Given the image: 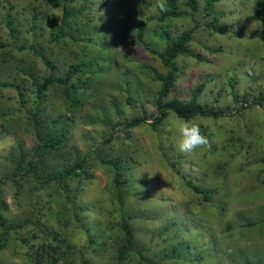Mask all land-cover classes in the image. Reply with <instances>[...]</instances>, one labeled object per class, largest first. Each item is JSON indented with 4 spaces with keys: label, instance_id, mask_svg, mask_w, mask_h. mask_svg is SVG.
<instances>
[{
    "label": "rangeland",
    "instance_id": "374dc122",
    "mask_svg": "<svg viewBox=\"0 0 264 264\" xmlns=\"http://www.w3.org/2000/svg\"><path fill=\"white\" fill-rule=\"evenodd\" d=\"M6 1L13 4L14 14L23 23L32 18L31 12L35 13L37 40L56 66L53 76L65 75L68 64L73 61L83 62L80 71L70 74L62 85L49 84L40 98L49 116L64 111L63 103L71 110L64 124L49 126L54 132L62 125L67 127L63 142L49 157L51 169L73 164L75 151L80 157L84 156L86 164L74 168L78 176H74L72 182L80 180L76 198L87 207L83 213L88 224L109 226L103 242L91 243L87 242L89 234L83 230L67 229L74 256L82 254L92 264H112L110 255L120 239L118 227L112 226L113 215L108 214L111 207L108 201L113 195L112 170L98 161L95 153L99 152L103 157L118 161L126 157V162L132 160L131 168L125 171L127 185L131 189L137 187L139 192L137 201L133 202V196L130 199L132 205L140 209L136 212L144 214L133 223L134 244L152 264H242L244 261L264 264V107L249 103L240 107L241 94L261 88L262 44L257 37L258 25L249 12L251 0L215 3L219 21L231 25L240 34L210 33L204 29L193 32L189 46L204 55V62L177 56L180 69L167 96L168 99H188L191 88L201 83L197 100L214 103L227 115L220 118L194 116L185 121L169 112L155 127L150 126L154 108L148 93L155 86L144 64L159 71L164 68L155 54L136 43L134 23L143 21L152 34L158 26L176 33L191 26L189 18L167 19L162 24L146 20V16L156 10L155 0H135L127 3L123 22L112 8L118 15V23L114 38L107 39L108 47L106 41L98 40L107 32L102 26L90 32L89 50L73 46V42L66 39L48 40V31L59 22L60 16V7L51 0H0V13ZM84 21L79 15L71 19L73 35L85 28ZM150 38L149 47L156 54L164 51L165 44L163 42V47L159 44L156 33ZM201 43L218 47L220 51L206 52ZM100 44L103 51L98 53L93 48H99ZM13 53L15 58L0 66L1 81L7 80L1 75L7 65L20 71L34 68L40 78L48 74L49 68L29 51ZM136 79L141 83L138 93L145 119L129 131L121 126L112 127L117 116L132 114L128 105L134 106L138 100L134 91ZM232 91L237 93L239 102H233ZM22 92L26 103L20 106L14 89L0 86L1 170L10 165L15 138L23 141L28 152L37 145L25 117L26 110L37 99V86L29 82ZM65 93L71 96L73 105L66 101ZM126 96L134 99L127 106L124 104ZM44 130L52 134L47 128ZM127 152L129 155L125 156ZM186 180L210 190L209 199L203 200L190 191ZM31 184L29 180H22L16 198L8 191L6 201L11 215L23 216L26 212L33 191ZM53 188L55 186L44 189L38 197L48 199ZM92 243L94 245H89ZM97 245L102 249L92 251ZM22 249L23 246L10 240L0 255L8 262L21 263L16 251ZM123 264L139 262L129 258Z\"/></svg>",
    "mask_w": 264,
    "mask_h": 264
},
{
    "label": "trees",
    "instance_id": "16d2710c",
    "mask_svg": "<svg viewBox=\"0 0 264 264\" xmlns=\"http://www.w3.org/2000/svg\"><path fill=\"white\" fill-rule=\"evenodd\" d=\"M55 5L60 7L59 22L48 31V40L58 42L60 39L73 42V46L90 50L89 39L90 32L104 26L107 32L98 40L101 43L106 41L108 47V38H114L115 26L117 25L118 15L122 22L124 15L127 14L125 9L127 3L135 0H51ZM219 0H155L156 10L153 14L146 16V20H155L162 24L164 20L187 17L191 21V26L173 33L169 29L158 26L159 29L154 30L159 44L164 51L156 54L155 50L149 47V40L154 36L150 30H146L143 21L134 23L136 30V43L141 44L150 53L155 54L160 61V66L164 69L159 71L155 67L144 64V67L149 73V78L155 88L148 91L150 94V102L154 108V114L151 127L158 126L169 112L182 120H189L194 116L220 118L227 115L223 108L218 107L214 103L208 104L197 100V95L200 93L201 83L191 88L190 97L188 99L170 98L167 96L173 88L180 66L177 65L176 59L179 55L191 57L196 61L204 62V55L193 50L189 46L191 36L198 32L199 29H204L210 33H222L230 31L239 35L230 25H226L219 21V15L215 12V3ZM69 3V4H68ZM112 8L115 9L112 10ZM251 17L258 25L257 37L262 44L261 54V88L255 92L247 91L240 95L242 103L240 107L244 108L246 103L255 106L264 107V0H251L249 6ZM32 13V18L25 20L23 23L14 14L13 4L9 1L5 2L4 11L0 13V66L6 61L15 58L14 51L27 50L33 57L35 56L42 65L49 68V72L43 78L34 68H23L21 71L17 68H12L10 65L5 66L1 75L7 77V80H0V86L12 88L17 93V101L20 106L26 103L25 96L22 90L26 89L29 82L31 85L37 86L38 94L35 103L26 110V121L28 124L29 133L36 139L37 145L33 151L28 152L23 141L17 137L14 144V155L10 158V165L4 170L0 168V252L4 249L10 240L17 242L19 246H23L22 250L16 251V256L20 257L19 262H8L0 255V264H92L83 258L82 254L74 256L75 250L66 233L67 229H81L88 233L87 242L92 241L103 242L105 237V229L109 226H100L96 223L88 224L85 221L86 214L83 213L87 207L80 203L76 198L79 179L72 182L74 176H78L75 167L82 168V164H86V158L80 157L78 152L72 155L73 164L63 165L58 169H51L49 157L63 142L66 136V126H60L55 132L50 125L56 123H65V119H69L66 115L71 110L65 103L64 111L57 112L53 116H49L44 110V105L40 102L41 93L49 84L62 85L74 71H80L83 62L73 61L68 64L66 74L62 76H53L56 66L53 61L44 54L42 44L37 40L38 31L35 24V13ZM79 15L85 18L82 25L84 29L79 30L76 35L70 31L71 19ZM115 21V25H114ZM114 25V26H113ZM119 26V25H118ZM123 29L125 26L120 24ZM103 29V28H102ZM133 29L130 28L129 30ZM5 37V38H4ZM98 41V43H99ZM201 48L209 53H217L220 51L218 47H211L201 43ZM103 45L99 48H93L98 53H101ZM74 53V51H72ZM107 53L109 54L108 50ZM74 55V54H73ZM135 93L138 100L130 106L134 99L130 97L124 98L125 106L128 105L132 109V114L128 116H117L112 127L121 126L122 129H129L138 126L145 119V109L143 101L138 89L141 88V83L136 79ZM151 85V84H149ZM229 86H233L230 82ZM42 89V90H41ZM231 89V88H230ZM140 91V90H139ZM66 101L73 100L68 93ZM231 97L233 102H239L237 93L232 91ZM64 101V100H63ZM217 101V98H214ZM70 103V102H69ZM127 107V108H128ZM74 111H72L73 113ZM4 118L3 115H1ZM1 127V123H0ZM47 128L52 134L44 130ZM128 139V134H127ZM12 153V152H11ZM98 161L112 170V186L113 195L108 201L111 207L108 209V214L113 215L112 226L118 227L120 239L113 246L112 264H123L129 258L138 260L139 264H152L149 258L143 253V250L136 248L134 244V227L133 223L142 216V213H137V206L132 205L130 197L133 196V202L138 200L137 187H129L127 184L128 177L125 171L129 170L132 165V160L126 159L117 160L115 158L103 157L99 152L95 153ZM128 156L127 152L125 156ZM122 168V169H121ZM22 180H29L33 186L31 197L27 201L26 212L23 216L19 214H10L6 195L8 191L13 198L19 195ZM187 188L199 194L203 200H208L210 190L204 186L192 183L190 180L185 181ZM55 186L48 199H44L39 193L44 189ZM131 189L130 191H128ZM156 208V206H155ZM144 211V210H143ZM167 217V216H165ZM162 221H163V217ZM94 224V225H91ZM159 234H163V225ZM89 245H94L89 244ZM97 248V249H95ZM98 251L102 249L97 245L94 247ZM171 253V252H170ZM172 256L176 257L171 253ZM191 262H193L191 260ZM242 264H252L244 261Z\"/></svg>",
    "mask_w": 264,
    "mask_h": 264
}]
</instances>
